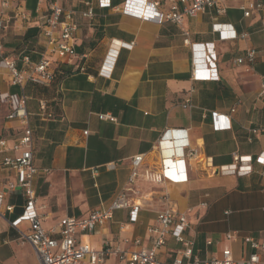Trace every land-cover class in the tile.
<instances>
[{
    "label": "crops",
    "instance_id": "crops-1",
    "mask_svg": "<svg viewBox=\"0 0 264 264\" xmlns=\"http://www.w3.org/2000/svg\"><path fill=\"white\" fill-rule=\"evenodd\" d=\"M28 1L8 0V8L0 7L8 18L0 39L10 55L27 51L36 60L45 50V40L38 35L33 17L37 9L41 12L46 8V3L35 0L31 10ZM57 1L76 11L78 28L73 42L79 57L59 62L56 77L47 87L28 83L21 89L10 85L6 74L0 76V91L22 93L26 98L27 124L33 129V161L39 168L34 180L35 210L45 215L43 226L50 228L65 216L84 217L92 209L107 206L127 186L134 155H143L140 171L157 169L163 158L178 155L185 145L184 149L195 148L199 155L209 158L213 169L231 164L234 155H250L251 162L245 164H250L252 170L243 175L220 173L190 161L185 182L156 185L139 178L135 186L144 193V204L137 220L129 222L126 209L116 210L112 220L98 229L94 238L117 243L125 236L140 237L149 246L145 227L159 208L155 193L163 188L179 210L191 208L185 236L193 239L195 256L209 259L219 254L224 244L231 248L233 242L225 239L226 231L216 233L219 220L215 214L207 222L203 219L217 203L234 193L246 196L250 188L264 185V164L257 161L259 152L264 150V95H258L260 76L264 74V3L262 9H253L248 17L243 16L239 7L246 0H225L221 14L206 11L184 19L191 43L213 42L218 79L208 81L192 79L191 72L201 67L203 52L209 46L183 43L178 25L144 20L114 8L124 7L126 0H112L109 7H100L97 0ZM86 1L92 5L90 17L80 14L87 9ZM127 1L143 9L138 0ZM154 1L159 2L160 11L168 10L167 0ZM20 11L29 16L28 20L19 17ZM212 15L246 36L219 40L211 30ZM29 29L33 34L26 38ZM112 39L133 45L117 51L114 43L110 46ZM250 47L256 49L254 61L237 64L235 59ZM82 54L85 57L81 58ZM41 98L48 100L56 118L38 116ZM186 99L190 105L183 107ZM232 107L235 110L230 112ZM212 111L230 115L227 129L213 128ZM100 113L115 117V121L99 119ZM22 128L17 121L2 123L0 136L10 143ZM162 135L164 145L157 147ZM3 155L0 153V188L15 179L14 171L1 165ZM202 201L207 202L206 208L199 206ZM228 202L236 203L234 199ZM24 204L20 194H9L4 207L13 208L6 210V216L15 219ZM223 213L232 214L227 209ZM246 220L256 221L250 216ZM19 228L25 230L27 223H20ZM17 235L16 229L0 217V264H29L23 246L29 249L27 254L33 263L39 264L29 244H15ZM245 235L262 238L264 230ZM207 240L212 244L207 245ZM235 242L240 247L237 258L250 252L242 237ZM174 245L178 243L168 237L160 250L161 264H171ZM259 256L264 261V250L259 251ZM115 262L109 258L104 264Z\"/></svg>",
    "mask_w": 264,
    "mask_h": 264
},
{
    "label": "built area",
    "instance_id": "built-area-1",
    "mask_svg": "<svg viewBox=\"0 0 264 264\" xmlns=\"http://www.w3.org/2000/svg\"><path fill=\"white\" fill-rule=\"evenodd\" d=\"M112 0H97L100 7L111 6ZM168 10L160 11L159 2L154 0H138L143 5L135 7L130 1L125 2L124 7L115 6L138 18L153 21L156 23L171 22L180 27L183 35V43L191 46L206 48L203 52L204 58L199 68H193L192 79L195 80H217L215 67V54L213 42L191 43L189 31L183 26L185 18H194L206 11H213L215 15L225 10V0H167ZM246 4L239 5L243 16L248 17L251 11L260 10L263 0H246ZM46 3V8L39 12L37 9L33 17L38 29V35L45 40V50L39 54L38 59L33 60L29 53L22 51L13 56L10 55L0 39V76L6 74L10 85L18 86L21 89L26 84L47 87L51 85L56 77L57 65L62 61H70L78 58L74 47V33L78 28L75 20L76 11L64 7L57 0H38ZM87 9L80 12L84 17L93 15L92 5L85 2ZM8 0H1L0 7L8 8ZM0 9V34L6 27L8 18L3 16ZM21 19L28 20L24 11L18 13ZM215 15H212L211 30L218 35L219 40H229L245 37L246 33L237 34L228 23L219 22ZM261 25L264 28V17L261 18ZM115 44L117 51L120 48L130 49L133 42L123 43L111 40L110 46ZM256 56V49L250 47L245 50L243 56L235 59L237 64L251 63ZM85 57L84 54L80 55ZM82 69V68H80ZM107 71V69H105ZM261 86L259 96L264 95V74L260 76ZM190 100L186 99L183 107L189 106ZM235 109L232 107L230 112ZM212 125L215 130H224L229 127L230 115L219 114L212 111ZM38 116L42 119H54L55 113L49 106L48 100H38ZM99 119L115 121V117L107 114H98ZM28 112L26 110V98L21 93L0 91V125L8 121H17L23 128L10 143L0 136V153L2 167L13 170L15 179L8 181L6 186L0 188V217L5 218L10 226L16 229L18 235L16 240L23 244H29L35 253L39 264H104L109 258L115 259V264H161L160 250L165 245L168 237H172L179 247L174 251L171 264H264L260 259L259 251L264 250V237L256 238L252 235H245L242 241L248 245L250 252L239 258H234L229 244H224L219 254L209 259H201L194 255V241L185 236V230L189 227L188 214L191 208L179 210L176 203L169 194L160 188L155 193V199L159 204L154 219L145 227V233L149 246L143 244L140 237H122L121 242L110 243L107 240L95 239L96 231L103 229L112 220L114 212L119 209H126L129 222L137 220L139 211L143 206L144 193L137 189L136 182L142 179L151 184L163 185L165 182L178 183L187 181L186 165L190 161L200 164L204 169L215 170L220 173L247 174L251 172L250 155H234L229 165L218 168L211 166L210 159L199 155L195 148L180 147L178 155L162 159L159 168H144L139 170L143 160L142 154H137L130 159V174L127 186L116 194L107 206H101L90 210L84 217L65 216L56 226L45 228L43 222L45 217L35 210L36 191L34 180L39 173V168L34 164L32 153L33 129L27 124ZM264 131V128H262ZM87 131H84L86 133ZM256 132V130H253ZM164 135L159 139L157 147L164 145ZM167 145V143H165ZM12 152L11 154H8ZM257 161L264 164V150L259 152ZM17 192L25 202L23 210L18 217L10 219L6 216V210H11L12 205L4 207V201L11 193ZM202 208L207 207V202L199 203ZM229 211H225L228 214ZM26 222L27 228H19L20 223ZM124 226V225H123ZM237 231H226L224 234L228 242H235L239 235ZM213 241L207 240V245ZM220 244L219 241H214Z\"/></svg>",
    "mask_w": 264,
    "mask_h": 264
},
{
    "label": "rangeland",
    "instance_id": "rangeland-1",
    "mask_svg": "<svg viewBox=\"0 0 264 264\" xmlns=\"http://www.w3.org/2000/svg\"><path fill=\"white\" fill-rule=\"evenodd\" d=\"M240 190V189H239ZM249 194L244 196L234 193L228 197L224 202L220 201L210 211V215L203 219V222H207L212 219V215L215 214V218L219 220V228L217 229V235L221 234L222 231H234L237 230L239 237H243L245 234L250 232H258L264 230V185L252 187L249 189ZM234 199L235 204L231 205L228 200ZM230 210L231 215H224V210ZM241 211V214L238 212ZM253 217L256 219L254 223L248 222L246 217ZM45 217V215H44ZM15 244L23 246L24 244L16 240ZM239 243L233 242L231 248L233 250L234 258L238 257L239 254ZM179 245L171 246L173 250H176ZM2 247H0V250ZM23 251L26 254L27 262L35 264L29 253L27 246H23Z\"/></svg>",
    "mask_w": 264,
    "mask_h": 264
},
{
    "label": "trees",
    "instance_id": "trees-1",
    "mask_svg": "<svg viewBox=\"0 0 264 264\" xmlns=\"http://www.w3.org/2000/svg\"><path fill=\"white\" fill-rule=\"evenodd\" d=\"M34 5H35V0H29L28 1V3H27V7L29 8V9H31V10H33V8H34ZM33 34V30L32 29H29L26 33H25V37L27 38V37H30L31 35ZM18 213V212H17ZM16 213V214H17ZM20 214V213H19ZM18 214V215H19ZM11 217V216H10ZM9 217V218H10Z\"/></svg>",
    "mask_w": 264,
    "mask_h": 264
}]
</instances>
